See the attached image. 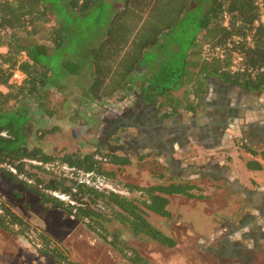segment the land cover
Listing matches in <instances>:
<instances>
[{"label": "trees", "instance_id": "1", "mask_svg": "<svg viewBox=\"0 0 264 264\" xmlns=\"http://www.w3.org/2000/svg\"><path fill=\"white\" fill-rule=\"evenodd\" d=\"M56 2H61L57 5L60 7L56 6ZM94 2L95 0L0 1V46L6 48V51L0 52V168L12 181L24 183L26 186H29L28 183L20 180V175L34 178L36 184L29 187L44 203L61 208L85 222L89 229L100 237L110 239L112 246L124 257L139 264L145 260L121 237L122 231L128 230L135 235H145L162 244L174 246L175 240L155 225L152 217L156 214L171 219L172 214L167 208L169 195L183 194L194 197L191 191L195 186L182 182L151 183L144 174L140 175L139 171L134 173L131 170L133 165L141 166V160L134 163L126 155L103 151L100 148L86 153H49L41 144L33 142L37 137L33 132L38 122L24 105V101L32 97L39 107L52 117L55 111L45 105L48 96L46 91L52 86L63 92L68 83V76L52 83L50 54L64 44L65 33L58 20L56 24L45 27L49 21L48 13L54 11L58 16L61 9L69 13L73 9L76 15H82L90 10ZM127 4L134 10L145 7L150 13L156 11L155 19L165 24L170 31L183 21L181 43H167L161 47L162 51L166 52V58L158 63V71L151 79L150 91L147 94L150 100L159 103L161 110L168 104L159 101L158 97H169L174 90L186 83L190 64L198 65L199 73L204 76L216 75L226 81L241 84L246 89L264 91V24L256 23L260 18V7L255 0H127ZM197 9L200 14L197 30L187 37L191 31V27L185 23L188 13ZM129 17L126 15L123 21ZM42 25L45 27L46 36L43 37L44 41L37 42L33 35L37 33L38 26ZM156 32L152 26V30L146 32L150 40L139 43L131 51L132 56L126 60L124 57H114L115 44L105 43L103 53L95 52L89 67H79L77 72H72L78 76L76 83L85 82L86 75H91L92 82L84 88L88 91L87 96L85 94L86 101L124 100L132 89L131 74L146 56L144 51L148 50L150 53V48L158 43ZM200 32H204L203 40L198 38ZM117 36L115 35V38ZM206 45L211 48L207 55L204 52ZM151 50L153 59L159 56L160 49ZM178 50L181 51V59L174 58L175 55L178 56ZM238 56H241L242 60L238 61ZM161 62L163 68H160ZM17 70L25 74L19 84L12 81ZM2 87L8 90L5 91ZM13 102L18 106L13 107ZM179 111V107H172L168 108L165 114L171 116ZM59 129L58 125L51 128L41 126L37 130L38 137L44 138ZM248 151L253 155L261 153L264 157V150ZM34 161L37 163H33ZM153 161L155 166L151 170L158 174V177H163V166L157 158L154 157ZM47 164L75 167L74 175L79 171L97 174L109 179L112 184H121L127 192H138L140 195L131 197L118 191L100 189L94 184L81 182L76 176L54 174L45 182L31 169L53 173L60 171L55 167L47 169ZM9 165L17 172L9 169ZM261 167L260 163L256 162V168ZM62 172L60 174H64ZM120 174L126 177L122 178ZM42 183L45 185L44 190L40 188ZM45 189L59 191L69 196L70 201L54 196ZM2 208L0 226L15 234H24L28 227L27 222L9 205L2 203ZM107 222H114L116 229L112 231ZM16 226L20 229H16ZM40 252L52 255L58 264H74L67 251L51 244L50 240L43 242Z\"/></svg>", "mask_w": 264, "mask_h": 264}, {"label": "crops", "instance_id": "2", "mask_svg": "<svg viewBox=\"0 0 264 264\" xmlns=\"http://www.w3.org/2000/svg\"><path fill=\"white\" fill-rule=\"evenodd\" d=\"M197 66L190 64L189 76L193 77L188 76L186 83L174 90L170 98L158 97L168 104L161 110L159 103L147 96L158 63L141 61L131 74L132 89L126 99L117 103L113 118H121L117 123L120 126L111 136L117 135L114 138L119 143L123 139L134 146L135 157L131 159L134 163L141 158L155 157L163 166V177L150 170L144 172L147 180L195 186L191 191L194 197L169 195L167 208L171 219L156 214L152 217L154 224L175 240L174 246L131 231L126 234L128 243L145 260L139 264H185L182 240L201 237L199 242L207 239L209 243V239L221 233L223 228L218 221L223 220L225 228L220 234L226 240L223 254L237 252L239 264H264V157L248 151L264 150V91L246 89L220 76H204ZM15 75L12 81L17 83L25 78L20 70ZM91 82V75H86L85 86ZM172 107H179L180 111L167 116L165 113ZM122 128L125 131L121 132ZM254 161L262 167L257 169ZM180 204L187 207L179 208ZM194 204L203 207L199 210L188 207ZM205 204L226 206L208 212ZM193 212L202 214L203 227H198L193 218L188 223L183 221L182 216L192 217ZM181 223L190 224L186 234L179 228ZM8 239L11 243L19 241L21 246V239L0 228V264H9L7 245L11 243L8 244ZM14 245L10 247L17 251ZM211 245V251L218 250L214 241ZM26 251L25 256L23 250L17 253L16 263L40 262L38 254L30 256L29 250ZM112 256L119 259V264H138L128 259L122 261L115 253Z\"/></svg>", "mask_w": 264, "mask_h": 264}, {"label": "rangeland", "instance_id": "3", "mask_svg": "<svg viewBox=\"0 0 264 264\" xmlns=\"http://www.w3.org/2000/svg\"><path fill=\"white\" fill-rule=\"evenodd\" d=\"M59 3L56 2V6L59 5ZM61 10V12L59 11L60 14L57 13L58 16H56L54 11L48 13L49 21L45 27L56 24L58 20L64 28V44L50 54L49 60L53 74L52 83L64 77L67 78V76L68 83L63 92L58 91L52 86L46 91L48 96L45 105L50 110L55 111L52 117L39 107L34 98L29 97L24 101L25 107H27L33 115L35 121L38 122L33 132L37 137L33 142L37 145L41 144L49 153H57L60 151L86 153L94 151L97 148L103 151L117 153L116 150H111L104 146L105 137L107 136L104 130L108 128L107 121L114 116L113 114H115L117 110V103L123 100L86 101L85 94L87 96L88 92L84 89L86 86L83 81L76 83L78 82V79H76L78 76L72 72H77L79 67H89L94 59L93 55L95 52L98 54L103 53L102 49H104L105 43L116 45L115 58L122 59L124 57V60L130 58L132 56L131 51H133L139 43L144 40H150V36L146 35V32L152 30V26H154V30L157 31L156 35L158 41H156L158 43L150 48V53L147 52L148 50L144 51V55L146 53V56L142 61H144V64L159 63L161 59L165 60L166 58V52L162 51L163 48L161 49L162 45L167 43H181L183 38V21L181 20V22L170 31L166 28L165 24L155 19L154 14L156 11L150 13V10L145 7L134 10L132 6L128 7L127 0H95L90 10L82 15H76L73 9H71L70 13L67 10ZM126 15L130 17L126 21H123ZM199 15L198 9L192 11L190 14L188 13V20L185 23L191 27V31L187 37H190L191 33L194 34L195 29L197 30ZM45 27L43 25L38 26L37 33L33 35L34 40L37 42L44 41L43 37L46 36ZM118 34L120 35L117 36ZM115 35L117 36L116 38ZM203 36L204 32H200L198 34L199 40H203ZM153 48L155 50L156 48L157 50L160 49L158 60L152 58L151 49ZM179 53H181L180 50H178V56L175 55L174 58L178 57L181 59ZM64 61H66L65 65ZM162 63L163 62H161L160 68H163ZM189 77L192 78L193 75ZM54 85L56 86V84ZM185 87L187 86L185 85ZM184 88L182 90L183 92ZM2 89L5 91L8 90L6 87H2ZM17 106L18 105L13 102V107ZM57 125L60 126L58 132L49 134L44 138L38 137L39 131L37 133V130L41 126L51 128ZM115 137H117V135ZM111 140L112 142L118 143L117 138L111 137ZM134 157L135 156L131 154L130 158L133 159ZM144 159L145 158L140 159L141 166L136 167V165H133L131 170L133 172L139 171L140 175H142L144 172H148L154 168L153 157ZM56 166L57 165H52L51 168L55 167L57 169ZM31 170L32 172H37L39 178H43L45 182L54 174L69 176L68 172L63 169H59L60 171L58 173H55V171L53 173L36 169ZM61 172L64 174H60ZM23 176V178L19 177L20 180L26 181L29 186L36 184L34 178H29L26 175ZM74 176L79 180L80 178H87L86 172L83 171H79ZM120 176L122 178L126 177V175L121 174ZM90 178H92L91 184H98L101 186L100 181H102L105 185H111L126 196L134 197L140 195L138 192L134 194L128 193L123 189L121 184H112L109 179L107 180L97 174H92ZM29 180H31V182H29ZM29 186L21 182L12 181L6 176L4 170L0 168V211L3 212L2 203H5L9 205L13 211L18 213L28 224L24 234H15L13 231L6 230L0 226V228L6 230L8 234L16 236L17 240L21 239V246L19 245V241L11 243L8 239V244H15L17 248V251H15L13 246L10 247L11 244L9 246L7 245V261L9 264H20L16 263L15 258L17 257V253L19 251L21 252V250H23V256H25L26 250H29L28 255L32 254L35 256V254H38L41 259L37 264H58L52 255H46L40 252V249L43 248V242L47 240H50L51 244L65 249L74 264H119V259L112 256L114 253L117 254L122 261L127 259L120 251L112 246L110 239L106 240L100 237L98 233L89 229L85 222L76 219L65 210L44 203L40 196ZM40 188L44 190L45 185L42 183ZM45 191L59 198H61L60 195H64L65 199L63 200L70 201L69 196L59 191H52L49 189H45ZM184 205L185 204H180L178 207L183 208L186 206ZM225 206L226 205L221 204H205L204 208L206 211L211 212L215 209L224 208ZM188 207L190 209L199 210L203 205L194 204ZM185 215L182 216L184 222L188 223V221H191L193 218L198 227H203L205 225L202 221V214L199 212H193L192 217ZM218 223L219 226L223 228L221 230L222 233L225 224H223V220H219ZM106 224L112 231L116 229V225L113 226L114 222H107ZM117 225L122 229L119 224ZM188 225L181 223L179 224V228L186 234V229L189 228L187 227ZM15 228L20 229L19 226ZM127 233L128 230H123L121 237L128 243ZM221 233L218 232V235L214 237V239H209V243H207V239H204V242H199L201 237L184 238V240H182L183 263L239 264V254L237 252L232 255L223 254V245L226 243V240H224L225 237H223L225 235H220ZM212 241H214L218 250H210ZM111 252L114 253L112 254ZM240 258L241 256L239 259ZM25 260L24 258V261Z\"/></svg>", "mask_w": 264, "mask_h": 264}, {"label": "built area", "instance_id": "4", "mask_svg": "<svg viewBox=\"0 0 264 264\" xmlns=\"http://www.w3.org/2000/svg\"><path fill=\"white\" fill-rule=\"evenodd\" d=\"M1 1V0H0ZM256 1V3L259 5V7H260V18L256 21V23H263L264 24V1L263 0H255ZM2 49H3V47L2 46H0V52H2ZM211 51V48H210V46L209 45H206L205 46V54L207 55V54H209V52ZM223 56V55H222ZM238 61H240V60H242V57L241 56H238V59H237ZM236 68V67H235ZM14 77L16 78V75H14ZM33 163H37L36 161H34ZM0 166H2V164L0 163ZM51 164H47L46 165V167H47V169H50L51 168ZM57 167V169H63V170H66L67 172H68V175L70 176V177H73L74 176V172L76 171V169H75V167H70V166H68V165H57L56 166ZM8 168L9 169H11L13 172H17L16 171V169H14L12 166H8ZM87 174V178L86 179H81L80 178V181L81 182H86V183H88V184H91V179L92 178H90L91 177V175L93 174V173H86ZM20 177L21 178H23L24 176L23 175H20ZM29 182H31V180H29ZM100 184H101V186L100 185H98V184H96V186L98 187V188H100V189H105V188H107V189H111V190H114V191H118L117 189H115V188H113L111 185H108V184H104L102 181H100ZM105 187V188H104ZM119 192V191H118ZM60 197L62 198V199H65V196L64 195H60Z\"/></svg>", "mask_w": 264, "mask_h": 264}, {"label": "flooded vegetation", "instance_id": "5", "mask_svg": "<svg viewBox=\"0 0 264 264\" xmlns=\"http://www.w3.org/2000/svg\"><path fill=\"white\" fill-rule=\"evenodd\" d=\"M113 117L114 116H112V118H110L107 121L108 128L106 130H104V132L107 134V136L105 137L104 146H106V148L111 149V150L121 151V153H123V155L129 156L134 152L133 151L134 146L131 143H127V141H125L123 139H122V143L112 142V140H111V137H112L111 135L116 133V131L118 130V127L120 126L119 124H117L118 120H121V118L116 119ZM121 130L123 131L124 129L122 128ZM115 136H113V137H115Z\"/></svg>", "mask_w": 264, "mask_h": 264}]
</instances>
